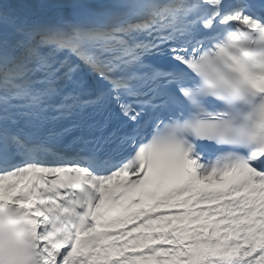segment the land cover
I'll return each instance as SVG.
<instances>
[{
  "label": "snow or ice",
  "instance_id": "1",
  "mask_svg": "<svg viewBox=\"0 0 264 264\" xmlns=\"http://www.w3.org/2000/svg\"><path fill=\"white\" fill-rule=\"evenodd\" d=\"M0 264H264V0H0Z\"/></svg>",
  "mask_w": 264,
  "mask_h": 264
}]
</instances>
